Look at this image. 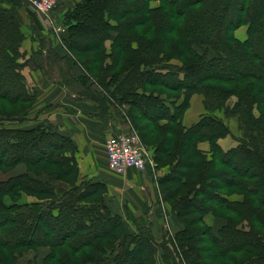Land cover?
<instances>
[{"label": "trees", "instance_id": "trees-1", "mask_svg": "<svg viewBox=\"0 0 264 264\" xmlns=\"http://www.w3.org/2000/svg\"><path fill=\"white\" fill-rule=\"evenodd\" d=\"M22 1L0 0V102L9 104L30 98L19 59L24 38L19 18ZM229 3L83 0L64 15L69 33L64 45L69 53L94 52L83 62L74 57L84 74L96 69V63L110 60L99 68L114 72L110 83L95 78L107 93L98 102L110 99L136 107L138 119L149 122L140 127L130 109L117 105L127 111L142 143L151 145V168L168 166L156 183L159 198L172 205L182 225L169 243L179 246L174 251L184 264H215L208 262L234 259L241 253L245 258L236 264H264V233L258 232V227L264 229V0H237L234 9ZM232 11L234 16L224 22ZM92 12L98 22L87 30L83 21ZM219 17L223 23L213 24ZM242 24H247V36L240 41L234 31ZM106 40H110L109 53ZM148 86L165 90L154 94ZM169 92L183 99L165 105L160 97L163 93L173 97ZM194 92L205 98L207 113L186 126L183 114L187 97ZM229 97H236L232 106L225 105ZM214 104L218 106L210 107ZM149 107L157 110L150 112ZM215 108L236 118L241 136H233L222 118L211 114ZM227 135L236 144L224 150L218 140ZM203 141L209 145L208 157L198 148ZM75 150L71 138L51 125L0 128V171L24 168L0 179V264H14L23 249L33 247L49 248L44 261L56 259L58 264H154L151 235H125L123 217L105 201L106 184L79 176ZM40 175H55L64 187ZM21 193L37 201L12 200ZM232 194L241 198L233 199ZM5 197L12 203L6 204ZM208 212L224 219L216 234L212 226L204 225ZM62 223L69 227L56 235ZM39 229L44 237L34 236ZM206 240L208 247L202 245ZM204 252H209L207 260ZM176 258L165 262L176 264Z\"/></svg>", "mask_w": 264, "mask_h": 264}, {"label": "rangeland", "instance_id": "rangeland-1", "mask_svg": "<svg viewBox=\"0 0 264 264\" xmlns=\"http://www.w3.org/2000/svg\"><path fill=\"white\" fill-rule=\"evenodd\" d=\"M22 1V0H21ZM83 0H54L52 9L46 14L43 12L38 11L34 6L33 2L31 0H24L22 1V8L19 10V18L21 20V26L20 30L24 35L23 40L20 42L19 51L21 54L20 62L24 63V65L21 68V76L24 77V81L26 83V92L30 96L28 102L19 103L16 102V104H9L6 102H0V128H15V129H30L37 127L38 125H51L52 130L59 131L58 124L53 122L52 120L48 121H42L39 120L40 117L39 114H41L37 110V106L42 103V101L39 102L38 97H48L47 94H49L50 90H52V86L56 85L60 90H57L52 92L54 94V97H64L66 95L67 97H90L89 95L92 94L95 97H104L107 95L104 91L101 90L98 83L96 82L95 78H105L106 82L108 80V83H110L111 79H109L110 75L114 73L113 71L103 73L102 70L99 68L102 66V64L106 63L109 64L110 60L106 58L104 61H100L99 63H96L97 68L93 71H89V74H84L83 68L81 67L80 63L77 61L78 58L80 62L85 60V57H89L90 59L93 57V53H86V54H75V56L71 53H69L68 49L64 45V38L62 35L65 33V39L69 40V33H68V25L66 24L64 20V15L68 10L73 9L77 4L82 2ZM226 2H230L228 6H231L232 9L237 5V0H226ZM157 5V2H152V6ZM234 11L231 13H228L226 16V19H223L224 22H226L228 17L231 16V18L234 16ZM48 15V16H47ZM88 17V16H87ZM85 18L87 20L83 21L84 28L87 30H90L95 28L97 18L95 13H90L89 19ZM38 20L40 23L45 24L42 27L44 28V32L38 31L37 26L35 25V20ZM43 19H47V24L44 22ZM222 17L216 18L213 22L215 25H220L223 23ZM57 28H60V30H57ZM38 31L39 35H34V32ZM247 24H242L238 28L235 29L234 35L235 37L243 41L247 34ZM264 38V37H263ZM63 40V41H62ZM105 51L106 53H109L110 48V42L109 40H106L104 42ZM58 47H64L66 50V53H61L58 50ZM41 50V54L37 55V52ZM210 56H212V53H210ZM75 57V58H74ZM75 66L76 70L73 73L72 68ZM90 68V66L86 65V68ZM93 67V66H91ZM113 70V69H112ZM31 75L33 76V79H31ZM86 75V76H85ZM149 91H152L154 94H158L159 91H164L165 89L162 87H147ZM142 88L139 87L137 91H141ZM62 93L64 95H62ZM173 97H166L163 93L160 99L165 100L166 103H169L170 101H176V103H180V101L183 99L182 97H175L173 92H169ZM188 99V106L185 109V112L183 114L182 122L186 121L189 125L193 122L197 121L199 117L203 113H207L206 108L204 107V97L202 94L198 92H194L187 97ZM236 97H229L226 99L225 105L232 106L235 102ZM110 102L108 104H114L111 106L113 109H118V106L121 105L124 107L127 111L130 109L133 112L134 117H136V121L140 127H143L149 122L141 121L138 119L137 115L138 110L136 107L130 106L128 104H122L120 102H115L109 99ZM54 107L60 106L61 102H55L53 103ZM118 105V106H117ZM62 109L64 110V104L61 105ZM98 106V105H97ZM218 106V104L211 105L210 107ZM120 107V106H119ZM155 107V106H154ZM154 107L148 108L150 112H155L157 109ZM45 108V107H44ZM57 108V107H56ZM120 110V109H118ZM122 110L124 115L126 116L127 111ZM121 111V110H120ZM213 112L211 114L217 115L218 117L222 118V120L228 125L230 132L233 136L239 137L241 136V131L237 127V120L234 116L226 117L224 116V109H213ZM3 112V113H1ZM257 111H255L256 113ZM9 114V115H8ZM185 118V119H184ZM151 127V125H150ZM62 129L64 130V125H62ZM229 139H233L232 136L227 135ZM56 141V140H54ZM235 141V140H234ZM204 142V141H203ZM201 143V142H200ZM208 144V142H206ZM236 143V141H235ZM44 144V143H43ZM206 144V145H207ZM151 146V145H150ZM150 146L147 145L148 149L151 151ZM198 148L202 149L199 147ZM205 153H207V157L209 156V145L206 146ZM38 152V151H37ZM32 154V153H31ZM34 154V152H33ZM30 156V155H29ZM32 156V155H31ZM79 169V168H78ZM159 170L162 169H168V166H162L158 168ZM21 168H16L15 172H19ZM14 173L13 170H9L5 172L4 170L0 171V179H6L9 176H11ZM40 175L39 177H41ZM88 177L91 179H97L96 177H89L87 175H79ZM51 179L53 181V184L56 186L64 187V181L63 180H57L55 175H53L51 178H49L46 175V180ZM64 179V177H63ZM101 181V180H100ZM103 182V181H101ZM119 182V179H118ZM106 184V183H104ZM121 185V184H119ZM115 191L114 194H120L119 192L122 190V188L117 186V189L115 187H112ZM105 201L109 204V197L113 195V192L109 190L108 186L106 185L105 190ZM25 193H21L17 199L16 197H12L13 201L15 200L18 204L23 203H29L24 202L26 199ZM122 195V194H121ZM234 196V194H232ZM229 195V196H232ZM5 202L10 204L12 203L10 197H5ZM121 202V197L117 198V203L119 204ZM150 203H154V199H151L148 195L146 202H143L142 204L138 205V210H131L130 208H127L126 204L123 205L126 206V217L123 218L124 220V233L125 235H138L143 236L146 235V232L149 233L152 237V250H153V256H154V264H167L165 261L169 257L172 259L176 258L175 249H179L175 243V248L172 246L171 243H169L170 236H173L176 231H178L182 225L179 221V217L174 213L172 205H170V209L172 210L173 214H171V222L170 227L167 226L165 223V219L163 218V215H156L151 216L150 220L147 216L148 213V205ZM110 205V204H109ZM111 206V205H110ZM172 207V208H171ZM144 212V213H143ZM157 213V212H156ZM223 218H218L212 213L208 212L204 215L203 221L205 226H212V230L216 234L217 231L216 228L213 226L215 225V221H224L221 220ZM154 225V226H153ZM245 225V224H244ZM69 226L65 223L60 224L59 227L56 228L55 234L59 235L60 232ZM211 229V228H210ZM97 226L92 228V231H96ZM211 230V231H212ZM42 231L39 229L36 234H34L35 237H44V234L41 233ZM259 233H264V229L261 227H258ZM33 235V234H32ZM46 237V236H45ZM125 241V238L121 239V242ZM201 244V243H200ZM202 245H206V247L210 246V241H205ZM164 247V250L163 248ZM24 250V252H22ZM21 250L22 254H19L14 264H25L28 261L37 262L36 264H58L55 260H51L48 262L44 261V256L48 254L50 251L49 248H31V249H23ZM168 251V252H167ZM215 250L212 249V252ZM182 257V256H181ZM203 257L205 260L209 257V252H204ZM244 254H238L235 255L234 259H211L208 263H215V264H236L240 259H244ZM232 259V261H231ZM26 261V262H25ZM176 264H184V260L180 259L179 257L176 258ZM87 264H93V263H87Z\"/></svg>", "mask_w": 264, "mask_h": 264}, {"label": "crops", "instance_id": "crops-1", "mask_svg": "<svg viewBox=\"0 0 264 264\" xmlns=\"http://www.w3.org/2000/svg\"><path fill=\"white\" fill-rule=\"evenodd\" d=\"M43 20L47 24V19ZM35 25L38 31H45L42 27L45 24L40 23L37 19L35 20ZM62 36L65 38V33ZM58 50L61 53H66L64 47H58ZM75 70L76 68L73 66L72 72L74 73ZM31 79H33L32 75ZM57 90L60 89L56 85H53L52 90L47 94L48 97H38L39 102L42 101V103L37 106V110L41 113L38 117H40L39 120L42 121L52 120L57 123L60 133L71 138L76 149L74 155L79 168V175L96 177L97 180L106 183L110 192L111 190L113 192V195L108 199L109 204L113 212L119 214L123 218L126 217L127 208H130L132 211L138 210V205L146 202L149 195L151 199H154V203L148 205V218L152 220L151 216L156 217L157 214L160 216L162 214L165 223L170 227V215L173 214V212H171L172 210L169 204L159 198L156 183V179L165 175L168 169L139 171L129 168L124 174L118 175L113 173L107 166L106 151L104 148L105 138L108 134L127 132L131 129L130 123L122 109L120 108L121 111L118 110L119 108L113 109L111 108L113 105L108 104V102L104 100L98 102L97 99H101L102 97H96V101L92 100L91 97H67L63 93L62 95H64V97H54L52 92L55 93ZM55 102L64 104V110L62 109V104L56 106L57 108L54 107L53 103ZM183 124L186 126L189 125L186 121H184ZM62 125H64V130L62 129ZM218 142L224 150L236 144L234 139H229L228 136L220 138ZM206 144V142H201L199 143V147H201L202 150H206V146L208 145ZM16 168H21L19 172L24 171L21 165ZM15 169L13 170V174L19 173L15 172ZM39 178L45 179L46 176L42 175ZM117 186L122 188L118 195L114 194L115 191L112 188L115 187L117 189ZM25 197L26 199L24 202L30 203L37 201L34 196L26 195ZM118 197H121V202L119 204L117 203ZM232 198L240 199L241 197L239 195H234ZM124 203L127 206L126 209V206L123 205ZM222 222L223 221H215L216 224L213 226L219 228Z\"/></svg>", "mask_w": 264, "mask_h": 264}, {"label": "built area", "instance_id": "built-area-1", "mask_svg": "<svg viewBox=\"0 0 264 264\" xmlns=\"http://www.w3.org/2000/svg\"><path fill=\"white\" fill-rule=\"evenodd\" d=\"M40 12L48 13L54 0H31ZM60 30V28H57ZM108 168L115 174L122 175L129 168L137 170H153L151 151L144 145L138 133L131 128L127 132L108 134L104 140ZM151 169H146L147 167Z\"/></svg>", "mask_w": 264, "mask_h": 264}]
</instances>
